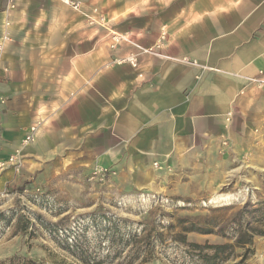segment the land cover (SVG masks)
Returning <instances> with one entry per match:
<instances>
[{
    "label": "crops",
    "instance_id": "crops-1",
    "mask_svg": "<svg viewBox=\"0 0 264 264\" xmlns=\"http://www.w3.org/2000/svg\"><path fill=\"white\" fill-rule=\"evenodd\" d=\"M77 1L0 0V143L37 129L19 180L111 169L158 191L264 145V0Z\"/></svg>",
    "mask_w": 264,
    "mask_h": 264
},
{
    "label": "rangeland",
    "instance_id": "rangeland-1",
    "mask_svg": "<svg viewBox=\"0 0 264 264\" xmlns=\"http://www.w3.org/2000/svg\"><path fill=\"white\" fill-rule=\"evenodd\" d=\"M255 140L222 174L189 169L158 191L118 186L115 170L76 168L32 172L21 189L19 163L8 164L0 169V264H264V235L250 251L233 240L242 221L264 231V145ZM33 142L0 143V161ZM189 219L215 224L214 232H186Z\"/></svg>",
    "mask_w": 264,
    "mask_h": 264
},
{
    "label": "trees",
    "instance_id": "trees-1",
    "mask_svg": "<svg viewBox=\"0 0 264 264\" xmlns=\"http://www.w3.org/2000/svg\"><path fill=\"white\" fill-rule=\"evenodd\" d=\"M23 179L18 180V184H20L21 189L23 188ZM188 226L184 228L186 232L189 231H197L201 233H210L214 232L215 224H208L205 222L204 224L201 222H198L196 219H189ZM245 224V225H244ZM248 222H240L239 225H237L236 233L233 236V240L235 242V246L242 247L243 249H246L245 251H250L253 246V239L256 234L264 235V231L257 229L255 227H251L247 225ZM194 246L200 247L201 245L193 244ZM214 248L221 249L223 247L219 245H215Z\"/></svg>",
    "mask_w": 264,
    "mask_h": 264
},
{
    "label": "built area",
    "instance_id": "built-area-1",
    "mask_svg": "<svg viewBox=\"0 0 264 264\" xmlns=\"http://www.w3.org/2000/svg\"><path fill=\"white\" fill-rule=\"evenodd\" d=\"M64 3L70 5L72 8H74L77 11L81 10V4L79 1L77 0H62ZM104 18L102 17L100 19V21H102ZM117 38V40H122L125 39L124 36L116 33L114 34ZM11 40V32H10V23L7 21L4 25V28L2 30V32L0 33V66L3 63V55L4 52L8 46L9 41ZM145 51H149V49H144ZM4 70H6V67H4ZM259 83H263L264 81H257ZM36 126H32L30 128V130L26 133L23 142L24 143H30L33 142L35 140L36 137ZM16 155L12 154L7 160H2L0 161V169L4 168L5 166H7L8 164H17L16 161ZM104 169H101V171ZM94 173H97V171H95Z\"/></svg>",
    "mask_w": 264,
    "mask_h": 264
}]
</instances>
